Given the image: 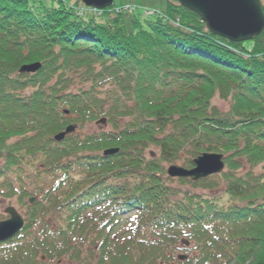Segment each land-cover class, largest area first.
I'll list each match as a JSON object with an SVG mask.
<instances>
[{
	"label": "trees",
	"instance_id": "16d2710c",
	"mask_svg": "<svg viewBox=\"0 0 264 264\" xmlns=\"http://www.w3.org/2000/svg\"><path fill=\"white\" fill-rule=\"evenodd\" d=\"M117 8L0 0V196L24 210L0 264H264V32L231 42L176 0L128 31ZM203 154L224 172L168 176Z\"/></svg>",
	"mask_w": 264,
	"mask_h": 264
},
{
	"label": "water",
	"instance_id": "95a60500",
	"mask_svg": "<svg viewBox=\"0 0 264 264\" xmlns=\"http://www.w3.org/2000/svg\"><path fill=\"white\" fill-rule=\"evenodd\" d=\"M85 7L105 11L114 5L115 0H81ZM183 8L196 14L207 29L224 39L234 43H245L255 40L264 32V13L261 0H176ZM40 64L23 66L21 74H34L40 69ZM106 124V120L99 121ZM76 127L70 126L64 132L55 136L62 142L72 134ZM118 150H107L105 155L116 154ZM195 168L188 170L178 165L168 169V176L177 179H189L197 182L225 170L223 156L219 154H203L194 160ZM33 202V199L31 200ZM9 219L0 222V243L15 237L23 228L24 220L14 209L8 208ZM185 260L186 257H180Z\"/></svg>",
	"mask_w": 264,
	"mask_h": 264
},
{
	"label": "rangeland",
	"instance_id": "374dc122",
	"mask_svg": "<svg viewBox=\"0 0 264 264\" xmlns=\"http://www.w3.org/2000/svg\"><path fill=\"white\" fill-rule=\"evenodd\" d=\"M166 3H167V0H115L114 1V5L116 7L125 9L124 11H126V13H125L126 14V16H125V21H126L125 28L128 31H131V29H132V26H131V23H130V19H132V17L134 15L141 16V20L147 19L148 17H146V16H152V15H154L155 12H159L160 13V9H164ZM83 6H84V4H83ZM110 8H112V7H110ZM84 10L87 11V10H90V8H87V7L84 6ZM127 10H129V11H127ZM173 24L175 26H179V23H177V22H175ZM34 64H40V63H34ZM30 65H33V64H30ZM24 66H27V65H24ZM40 69H41V67H40ZM71 77H72V78H70L71 82L74 83V86L72 88L73 90H77V89H79L81 87H83V88L88 87L86 82H83V81H86L85 79H87V77L85 75H84V77H82L81 75L79 76V75H75L74 74V75H71ZM71 82H69V83H71ZM85 85H87V86H85ZM114 88L115 87H113L112 85L111 86L110 85L109 86L106 85V86L100 87V90H99L100 91V95L104 96L105 92H109L111 90H114ZM212 102H213L214 105H216L219 109H221L223 111H226L229 108V103L227 101H225V100H221L219 98H215ZM108 129H110V126L108 124L103 125V124L94 122V123L88 124L82 131L80 129L79 130L77 129V132H80V133L81 132H83V133H85V132L93 133V132H101V131L108 130ZM56 142H58V141H56ZM200 156H198V157H200ZM198 157H196L195 159H197ZM223 161H224V158H223ZM193 164H194V161H193ZM175 165H178V166L182 167V165H180L179 163H176ZM170 166H172V165H168L167 166L168 169H169ZM193 168H195V164H194ZM262 169H264V165L257 167L256 168V172H259ZM188 170H191V169H188ZM167 172H168V170H167ZM174 179H177V178H174ZM0 191H1V189H0ZM8 208H14L21 216L24 214V210L20 209L18 207L17 202H16L15 199H6L5 197L0 196V222L6 221V220L9 219V215L7 213V209ZM22 218H23V216H22ZM8 241H6V242H8ZM6 242H3V243H6ZM3 243H0V244H3ZM184 254L185 253H183V252H178L177 256H179V258L177 259V261H185L186 259L185 260L180 259V257H186V255H184ZM170 263L171 264H177V263H175V261H171ZM65 264H67V263H65Z\"/></svg>",
	"mask_w": 264,
	"mask_h": 264
}]
</instances>
